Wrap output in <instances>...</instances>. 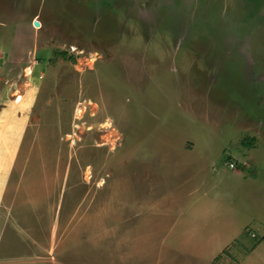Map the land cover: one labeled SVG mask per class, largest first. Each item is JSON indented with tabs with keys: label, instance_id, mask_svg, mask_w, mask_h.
Masks as SVG:
<instances>
[{
	"label": "rangeland",
	"instance_id": "obj_1",
	"mask_svg": "<svg viewBox=\"0 0 264 264\" xmlns=\"http://www.w3.org/2000/svg\"><path fill=\"white\" fill-rule=\"evenodd\" d=\"M0 135V264H78L145 190L264 260V0H0Z\"/></svg>",
	"mask_w": 264,
	"mask_h": 264
},
{
	"label": "crops",
	"instance_id": "obj_2",
	"mask_svg": "<svg viewBox=\"0 0 264 264\" xmlns=\"http://www.w3.org/2000/svg\"><path fill=\"white\" fill-rule=\"evenodd\" d=\"M9 112L6 120L17 122H12L13 127L8 129L15 132L14 138H17L21 135L20 115ZM4 131L1 135L7 136ZM1 135L0 145L4 151L13 150L10 145L9 149L5 148L6 139ZM162 195L145 190L128 195L126 203L117 202L128 205L120 209L122 215L126 213L127 219L123 220L120 212L116 213L112 215L113 220L111 218L115 223L109 224L100 235H86L79 246L78 264H229L231 261L235 264H264L263 259L253 256V248L243 252V245L238 243L237 238L245 227L242 214L197 207L192 195H187V204L183 208L175 211L158 209L156 204L162 201L158 199ZM118 217L123 221L118 223ZM215 259L218 260L214 262Z\"/></svg>",
	"mask_w": 264,
	"mask_h": 264
},
{
	"label": "trees",
	"instance_id": "obj_3",
	"mask_svg": "<svg viewBox=\"0 0 264 264\" xmlns=\"http://www.w3.org/2000/svg\"><path fill=\"white\" fill-rule=\"evenodd\" d=\"M56 55L61 56V57H63V58L67 57V58L70 59V60H73V59H74V56H73V55H68L67 51H60V52H57ZM67 55H68V56H67ZM247 252H248V251H247ZM217 258H218V257H217ZM216 260H218V259H215L214 262H216ZM213 264H215V263H213Z\"/></svg>",
	"mask_w": 264,
	"mask_h": 264
},
{
	"label": "flooded vegetation",
	"instance_id": "obj_4",
	"mask_svg": "<svg viewBox=\"0 0 264 264\" xmlns=\"http://www.w3.org/2000/svg\"><path fill=\"white\" fill-rule=\"evenodd\" d=\"M254 64H255V62H253L251 60H246V63H245L246 69L245 70L248 71V72H252L251 70H252Z\"/></svg>",
	"mask_w": 264,
	"mask_h": 264
},
{
	"label": "water",
	"instance_id": "obj_5",
	"mask_svg": "<svg viewBox=\"0 0 264 264\" xmlns=\"http://www.w3.org/2000/svg\"><path fill=\"white\" fill-rule=\"evenodd\" d=\"M32 24H33L34 27H39V22H37V21H33Z\"/></svg>",
	"mask_w": 264,
	"mask_h": 264
}]
</instances>
